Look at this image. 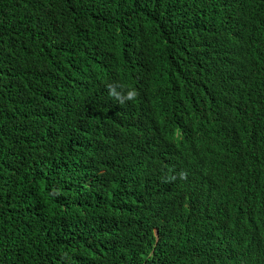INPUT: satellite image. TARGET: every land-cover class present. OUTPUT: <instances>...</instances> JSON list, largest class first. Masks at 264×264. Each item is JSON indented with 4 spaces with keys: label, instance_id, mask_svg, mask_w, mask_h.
Segmentation results:
<instances>
[{
    "label": "trees",
    "instance_id": "1",
    "mask_svg": "<svg viewBox=\"0 0 264 264\" xmlns=\"http://www.w3.org/2000/svg\"><path fill=\"white\" fill-rule=\"evenodd\" d=\"M156 139L188 150L175 191L135 171ZM191 181L221 244L190 210V264L264 257V0H0V264H173Z\"/></svg>",
    "mask_w": 264,
    "mask_h": 264
},
{
    "label": "clouds",
    "instance_id": "2",
    "mask_svg": "<svg viewBox=\"0 0 264 264\" xmlns=\"http://www.w3.org/2000/svg\"><path fill=\"white\" fill-rule=\"evenodd\" d=\"M156 66L159 64L160 59L154 60ZM80 69L81 77L80 79L73 84L72 91L75 92L79 97L83 94L80 92L78 86L93 84L90 80H88L85 74ZM187 69H183L180 73L179 79L186 73ZM144 87H136V86H123L121 88L109 87L105 91L101 93L98 97L97 103H104L106 100H128L133 99L134 101L138 97L137 91ZM127 92V94L125 93ZM138 101V100H137ZM176 113L172 114L171 112L166 113L162 120L164 123L170 122L172 119H175ZM236 131L233 129V137L236 141ZM208 161H212L213 157L207 155V149H203V153L201 155ZM189 155L188 150L183 147V145L177 141L176 143H172L171 141L164 139H156L154 140L149 147L144 151L141 156V160L137 164V169H141L148 173L149 177L153 179L155 185L158 188H163L169 191H175V185H172L171 180L175 175V172L184 170L189 165ZM234 185V189L232 191L233 197H222L220 202L232 201L239 208V216L243 219H246L251 216L253 212L254 202L253 200H249L246 202L237 200L234 196L235 193L240 194L242 196L252 194L251 190L245 189L244 187L238 185L237 182L230 180ZM187 188L191 186L194 193L191 194L190 191L183 195L177 205L171 210L168 211L164 218L171 222L175 228L179 229V235L174 247L175 258L173 259V264H190V262L194 259H197L202 246L199 244H195L192 241L191 235L188 230L184 227L182 223L183 216L189 212L193 211L203 229H205L213 244H221V238L216 235L213 231L209 229V225L213 223V219L210 215L206 216L203 212V208H208L209 210L212 208L209 203V196L203 195L196 192L197 181H191L185 183ZM244 208L248 209V212H243ZM176 210H180L182 216H178L174 214ZM222 210L219 213H223ZM157 229L154 230V236L157 241ZM184 237L188 239L185 241ZM264 262V257L256 256L254 258H248V255L244 251H233L228 248L226 255L222 259L223 264H257Z\"/></svg>",
    "mask_w": 264,
    "mask_h": 264
}]
</instances>
